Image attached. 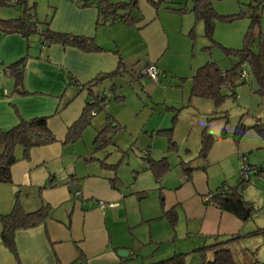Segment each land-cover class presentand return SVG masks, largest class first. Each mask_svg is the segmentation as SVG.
<instances>
[{"label":"crops","instance_id":"crops-1","mask_svg":"<svg viewBox=\"0 0 264 264\" xmlns=\"http://www.w3.org/2000/svg\"><path fill=\"white\" fill-rule=\"evenodd\" d=\"M161 2L165 3V0H138L139 14L136 10L132 14L140 20L127 26L120 20L110 23V18L104 19L95 0H26L29 13L40 26L52 32L92 39L101 49L96 52L60 44L42 46L38 33L25 39L19 34L0 31V71L26 58L21 88L18 87L24 95L14 91L15 82L9 74L0 77V90L7 92L6 96L0 95V130L15 126L20 118L46 117L48 130L56 140L50 145L31 149L27 159L23 158L22 147L17 146L13 151L17 162L11 167V184H0V216L11 211L19 191L18 201L25 213L48 205L49 218L43 224L15 231L16 258L0 239V264H72L79 251L86 264H152L181 253L187 254L185 264H200V258L193 253L196 249L262 230L259 224L242 222L234 215L204 203L209 192L222 185L233 187L240 182L239 155L245 156L251 167L264 171V139L252 128L256 124L264 126L260 118L252 117V122L247 124L239 120L234 126L221 120L223 125L217 123L209 131L207 118L218 110L210 104L203 109L199 106L206 118V121H198L200 141L204 130L213 139L206 158L193 160L189 178L183 168H175L168 174L170 167L159 179L153 177L161 196L160 213L149 218L141 214L131 219L127 218L124 209L127 227L124 233L122 228L116 227L125 198L116 183L112 185L111 178L99 174H77L66 156L67 132L83 113L89 92L106 95L98 90L103 81H112L127 73L142 91L147 88L153 95L166 78L165 75L159 83H153L141 74L148 64L162 67L160 61L170 51L167 29L174 26L179 13L172 7H165L160 14ZM115 71L114 78L95 81ZM249 80L247 85L253 93ZM152 95L145 97L152 101ZM239 122L245 132L235 143L232 136ZM160 130L157 128L156 133ZM223 131L226 136H222ZM145 154H150L149 148ZM163 158L148 159L159 161ZM184 163L182 160L181 164ZM248 179L242 191L244 199L253 207L264 209V173L252 174ZM73 187L77 189L75 194ZM96 201L116 206L99 209ZM169 210L176 214L174 226L163 216ZM159 219L166 222L160 225L166 226L164 240H160V236L155 238L150 232L148 242H139L131 233L144 223L152 230V224L160 223L153 221ZM169 226L172 236H169ZM1 231L0 223V236ZM250 239L243 237L233 244L239 241L243 245ZM120 251L127 255H118Z\"/></svg>","mask_w":264,"mask_h":264},{"label":"rangeland","instance_id":"rangeland-1","mask_svg":"<svg viewBox=\"0 0 264 264\" xmlns=\"http://www.w3.org/2000/svg\"><path fill=\"white\" fill-rule=\"evenodd\" d=\"M192 5L193 0L161 2L160 14L165 7L178 10L181 6V10L185 8L187 10L182 15L177 14L174 26L170 25L167 29L170 35V51L161 59L162 67H156L164 76L166 75V78L162 79L156 93L152 95V91L147 88L142 91L127 73H122L112 81H103L98 90L105 92L106 98L110 99L106 112L101 111L91 118L81 137L67 145L66 156H69L70 164L77 174H99L115 180V185L125 197L122 203L123 213L116 225L122 228L123 233L126 227L124 209L128 213L127 218L131 219L140 217L141 214L149 218L161 211L160 192L154 183L152 172L146 171L145 159L166 158L170 167L168 174L173 173L175 168H182V160L187 163V167H192L195 162L193 160L198 155L201 133L198 121H206L201 109L208 104L215 107L209 100L198 98L190 100L191 78L195 70L207 62L215 63L223 71L229 70L237 61L232 56L227 57L224 50L242 49L253 14L259 16L260 28L264 32V0H212V8L217 16L240 15L239 19L235 17L232 21L215 20L214 42L205 38L202 23L194 22V15L189 10ZM20 14L19 8H0L2 19L18 18ZM253 47L256 51L255 41ZM235 91L236 99L225 93L227 97L217 108L219 113L224 112L227 115L228 126H234L239 120L247 124L252 122V117L260 118V123H264V97L252 93L247 83L239 84ZM115 95L118 96L117 99L114 98ZM146 95H152V101L145 97ZM213 117H219V114ZM209 118L210 115L207 119ZM217 123L223 125L220 119L213 120L207 124V130L210 131V127ZM108 125L109 131L106 135L109 138L108 143L96 150L94 145L96 135ZM171 127H173L171 136L156 133L157 128L166 130ZM148 148L150 154L145 157ZM254 207V217L249 223L259 224L258 227L264 230V209ZM153 223L157 224H152V230L144 223L131 233L139 242H148L150 232L155 238L160 236V240H164L167 236L164 232L166 226L160 225L166 222L159 219ZM168 232L169 236H172L171 227ZM231 245L230 254L236 264H264V233L243 245L239 241Z\"/></svg>","mask_w":264,"mask_h":264},{"label":"trees","instance_id":"trees-1","mask_svg":"<svg viewBox=\"0 0 264 264\" xmlns=\"http://www.w3.org/2000/svg\"><path fill=\"white\" fill-rule=\"evenodd\" d=\"M14 0H0V8L13 7L20 9V16L14 19L0 20V31L4 34H19L25 39H29L31 35L37 33L36 29L40 27L35 17L31 16L30 9L26 6V0H17V4L13 3ZM138 0H95L96 7L99 14L105 19L110 18V23L120 20L124 25L133 26L136 24L140 18L139 16H134L132 14L133 10L137 9ZM151 2V1H150ZM154 6L156 3L151 2ZM190 11L193 13L196 23H202L205 38L213 41V32L215 27V20L220 19L223 21H232L233 19L240 17L237 16H217L212 8V0H193V5ZM179 14L186 12L185 10H177ZM139 14V11H138ZM250 27L246 31V35L243 40V47L240 50H229L225 49L227 57L232 56L236 59V63L226 71L221 70L215 63L207 62L203 66L199 67L191 78V89H190V100L192 98L210 100L215 108H219L224 102L225 95L228 94L229 97L235 99L236 88L239 84L248 83L237 81V73L243 65H246L253 73L255 81H257L260 91L258 94L264 95V32L260 28V18L256 14H253L250 18ZM45 28V26H44ZM40 35V43L42 46H48L51 44H60L62 46H70L81 49L82 51H100L92 39H86L83 37L72 36L63 33H56L45 28V31L38 33ZM256 44V51L253 47V42ZM26 58L23 57L16 62H13L3 70L7 76L13 78L15 82L14 91L19 92L24 95L25 92L18 90L21 88L23 77V68ZM117 75V72H112L106 74L100 79L97 78L95 81H100L103 79H112ZM230 85L234 90L229 94L224 87ZM89 88V87H88ZM89 90H91L89 88ZM97 94L89 92V98H96L97 102L94 104H89L88 100L85 104L83 113L80 118L69 128L67 132L66 141L73 142L81 137L82 131L90 123V119L93 118L90 115V111L97 108L101 99L96 97ZM117 99V98H116ZM219 112L214 111L209 121L220 119L227 123V115L224 112L219 113L221 116H217ZM108 119V117H107ZM175 119V118H174ZM114 128V127H113ZM116 128V127H115ZM263 139H264V126L261 124H256L252 127ZM245 127L239 122L235 132L233 133L232 139L239 142L243 133L245 132ZM173 128L166 130H160L157 132L160 134H168L171 136ZM109 131V125L100 131L94 140L95 149L99 150L104 147L109 138L107 134ZM222 136H226L224 131ZM54 136L48 130L47 118L39 117L25 120L20 118L19 122L12 126L8 130H0V184H11V167L17 162L14 150L17 146L23 149V158L27 159L31 149L46 146L54 143L56 140ZM213 139L204 130L201 135L200 149L197 159H205L212 144ZM173 144V143H172ZM145 157H148L145 154ZM147 166L146 169L153 173L155 179L167 172L169 169L168 162L165 158L159 161H150L145 159ZM106 166V164H103ZM187 163L182 164V170L190 177L193 172V168L187 167ZM264 171L258 168L255 174H263ZM112 185L115 180H111ZM247 183H242L241 181L233 187H227L222 185L213 192H209L204 197L205 205L213 206L221 211L228 212L234 217H237L242 222H247L253 218L255 213V208L244 199L243 190ZM19 191L15 194V200L11 211L5 215L0 216V223L2 226L1 231V242L16 258V251L14 245V233L19 229H27L39 224H43L49 218V206L43 205L38 211L26 212L22 208L19 200ZM163 216L171 223L175 225L176 214L173 210L164 212ZM264 230H257L253 233L244 235L242 237H233L227 241L216 242L213 245L204 246L196 249L193 253L197 254L200 258V264H236L233 260L232 254H230L229 244L239 240L241 238H253L257 235L263 234ZM83 254L79 251L77 260L72 264H86ZM187 259V254H175L172 257L165 259L163 261L152 263V264H185Z\"/></svg>","mask_w":264,"mask_h":264},{"label":"built area","instance_id":"built-area-1","mask_svg":"<svg viewBox=\"0 0 264 264\" xmlns=\"http://www.w3.org/2000/svg\"><path fill=\"white\" fill-rule=\"evenodd\" d=\"M14 4H17V0L13 1ZM248 67L246 65H243L241 69L237 73V81L238 83L241 82H247L249 80V74H248ZM2 74H5L4 71H0V76ZM141 74L148 78L150 81L158 83L160 82V79L164 74L156 68L154 64H148L146 65L143 70H141ZM224 90H226L229 94H231L234 90L230 85H226L224 87ZM1 96H6L7 92L4 90H0ZM96 97L98 99H101L100 103L98 104L97 108L90 111V115L92 117H95L99 112L103 111L106 112V109L108 108L110 99H107L104 93L97 94ZM89 104H94L97 102L96 98L94 97L87 99ZM239 160L241 162L239 167V180L242 183H248L250 176L252 174H255L258 170V167H251L245 160V156L239 155ZM96 205L99 209H105V208H113L116 206V204L108 205L103 201H96Z\"/></svg>","mask_w":264,"mask_h":264},{"label":"water","instance_id":"water-1","mask_svg":"<svg viewBox=\"0 0 264 264\" xmlns=\"http://www.w3.org/2000/svg\"><path fill=\"white\" fill-rule=\"evenodd\" d=\"M43 31H45V28L42 27V26H40L39 28L36 29L37 33H41ZM247 69H248V74H249V79H250L249 81H250V85H251L253 93L254 92H259L260 91V87H259L257 81H255L256 79H255L252 71L249 68H247ZM73 193L74 194L77 193V189L75 187H73ZM118 255L126 256L127 253H125L124 251H120V252H118Z\"/></svg>","mask_w":264,"mask_h":264}]
</instances>
